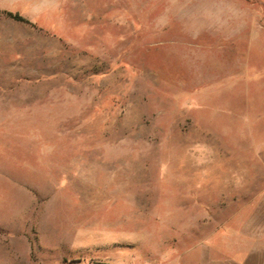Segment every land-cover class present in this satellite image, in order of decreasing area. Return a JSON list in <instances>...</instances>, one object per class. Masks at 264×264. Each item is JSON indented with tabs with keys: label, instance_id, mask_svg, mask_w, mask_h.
<instances>
[{
	"label": "rangeland",
	"instance_id": "rangeland-1",
	"mask_svg": "<svg viewBox=\"0 0 264 264\" xmlns=\"http://www.w3.org/2000/svg\"><path fill=\"white\" fill-rule=\"evenodd\" d=\"M0 264H264V0H0Z\"/></svg>",
	"mask_w": 264,
	"mask_h": 264
},
{
	"label": "trees",
	"instance_id": "trees-1",
	"mask_svg": "<svg viewBox=\"0 0 264 264\" xmlns=\"http://www.w3.org/2000/svg\"><path fill=\"white\" fill-rule=\"evenodd\" d=\"M5 15L7 17L12 18L13 20L20 21V22H25V23H30L28 20L20 16L19 14H14L12 12H5Z\"/></svg>",
	"mask_w": 264,
	"mask_h": 264
}]
</instances>
